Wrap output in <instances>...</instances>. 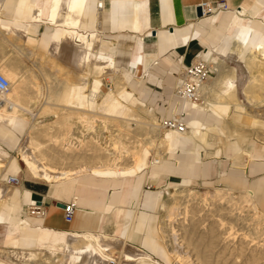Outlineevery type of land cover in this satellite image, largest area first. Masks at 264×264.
<instances>
[{"label": "bare ground", "instance_id": "bare-ground-1", "mask_svg": "<svg viewBox=\"0 0 264 264\" xmlns=\"http://www.w3.org/2000/svg\"><path fill=\"white\" fill-rule=\"evenodd\" d=\"M3 1L0 0V7ZM87 1L64 0L63 4L62 0H55L50 21L62 28L50 47L39 50L25 43L27 28L21 18L32 11L27 6L28 0H21L14 24L5 23L0 16L1 33H22L21 40L25 44L23 54L28 60L33 55L37 57L39 62L35 67L46 83L41 84L36 70L28 64L16 66L11 64L9 56H1L0 72L9 79L10 90L5 96L6 103L0 106V128L10 133L25 134L26 140L19 144L18 151L20 161L33 178L54 182L86 174L102 178L133 177L151 163L160 161L165 153L195 150L200 158L221 157L226 153L227 146L238 154L249 142L264 143V129L261 126L264 122L252 111L244 110L241 100L254 98L256 106L264 110V24L253 18L233 40L226 55H200L195 59L203 58L211 70L217 72L215 77L209 76L203 82L202 96L198 101L180 97L178 89L184 71L178 75L172 96L179 107L186 102L179 110L189 116L188 120L185 118L187 127L183 132L170 130L163 137L161 133L165 128L159 123L156 110L126 88L131 71L119 68L113 58L101 55L97 32L81 30V18ZM258 1L261 7L264 6L263 1ZM61 10L64 13H58ZM39 13L40 10H37L34 18H39ZM237 14L239 25L249 20L245 7H241ZM229 56L243 62L248 75L241 64L232 67L226 65L225 58ZM66 58L79 80H65L61 87L60 76L51 74L45 65L51 61L56 66H62L60 59L66 61ZM104 77H108L110 82L107 90ZM31 87L34 88L33 92L30 91ZM260 90H263V94ZM35 95L38 98H34ZM197 111L207 114L204 122L193 117ZM49 115L54 116L52 121H44ZM245 116L248 117L247 122ZM136 134H142L145 138L136 142L133 136ZM133 142L138 144L134 145ZM78 162L80 165H75ZM16 166L14 158L8 159L0 154V183L4 181L16 185L10 183L9 178L18 175H8L6 179L2 177L5 169ZM238 192L236 196L235 190L227 186L216 187L213 191H200L187 186L167 190L160 206V233L165 240V251L174 259L173 264H264V211L251 191ZM10 193L11 188L0 185V220L1 207ZM38 206L43 212L29 214L43 216L44 207ZM190 217L192 224H188L192 225L193 232L198 225L196 220L203 227L208 225L207 231L202 234L207 244L199 250L194 248L193 254V251L185 254L182 247L187 246L183 244L187 242L185 236L189 231L185 232L187 235L184 233L186 242L182 244L180 239L177 242L178 226L175 227L174 223L189 221ZM207 220L208 224H204ZM236 226L246 229L245 236L240 237V242L238 239V243L231 244ZM179 231L181 234V229ZM109 234H72L62 252L38 249L18 253L16 258L21 264H109L111 258L116 259L117 264H122L118 261V251H115L118 249L110 242L114 237ZM113 248L115 254H112ZM137 252H122V255L126 262L140 260V264H162L149 255H138ZM212 255L216 259L210 262Z\"/></svg>", "mask_w": 264, "mask_h": 264}, {"label": "crops", "instance_id": "crops-1", "mask_svg": "<svg viewBox=\"0 0 264 264\" xmlns=\"http://www.w3.org/2000/svg\"><path fill=\"white\" fill-rule=\"evenodd\" d=\"M63 1L61 3L64 4ZM237 1L239 0H229L233 7L224 9L223 3L219 0H158L156 3L152 0H109L110 6L107 10L106 0H88L80 28L86 32H97L101 55L113 58L119 68L131 71L133 77L131 76L127 85L147 105L151 97L145 83L154 82L162 86L157 73L164 67L168 68L170 81L166 90L168 89L169 92V100L173 101L175 99L172 94L178 79L174 76L175 72H178V75L183 72L186 66L195 61V56L199 52L205 57L224 53L240 35L243 27L251 23L250 18L264 24V6L261 7L258 0L254 2L240 0L239 4ZM260 1L264 2V0ZM20 3L21 0L3 1L0 16L5 23L14 24ZM54 4L55 0L27 2V6L31 7L32 11L23 16L21 21L27 28L25 43L34 50L50 47L55 35L62 28L50 21ZM219 5L222 7L220 8ZM197 6H209L212 10H206L203 16L198 17ZM241 7H245L249 17V20L242 22L243 25L238 23L240 20L237 11ZM37 10H40L39 18H34ZM43 26L46 30L43 34H39ZM171 27L173 30L170 29ZM153 30L157 32L156 36L153 35ZM21 34L18 31L9 34L4 31L3 41L0 42V61L1 56H9L11 64L16 66L23 64L19 62L20 56L15 55V49H19L20 55L26 57L23 54L25 44L22 42ZM4 40L7 44L10 43V48H6V52H3L6 47ZM14 41L19 44H15ZM12 45L15 48H12ZM205 47L208 48L207 51H203ZM153 101H151L152 105L155 104ZM159 110L165 113L164 118L170 116L166 114L168 110L164 108ZM173 111L175 112V109ZM19 135L20 133L17 132L11 136L10 133L1 134L0 138H6L9 144L15 147L18 145L16 140ZM0 154L8 157V153L1 149ZM236 154L232 149H228L221 157L204 159L193 151H181V153L177 151L167 154L161 161L151 163L150 170H147V167L133 177L102 178L86 174L64 181H44L43 183L49 185L48 188L37 182L24 188L7 185L11 188V193L1 207L0 264H21L16 256L24 251L39 249V251L62 252L72 234L85 233H110L109 235L114 237L118 245L122 244V246L134 239L157 255L160 252L157 236L159 212L167 190L178 186L189 187L192 175L198 177L202 173L209 178L213 164H221L223 157L233 160L226 177L228 184L225 186L235 191H251L256 203L264 211V177L252 183L248 180L250 176L264 170V161L260 162L264 159V143L249 142L244 146L243 152ZM242 156L249 158L248 163L241 162ZM239 165L243 167L240 168ZM14 169L16 167L5 169L4 175L18 174L19 171ZM167 173L182 175V182L176 184L164 181ZM145 177L149 178L152 184L153 182L161 184L162 189L143 191L142 183ZM94 188L98 189L97 194L100 193V188L105 190L102 192L103 198L100 200L91 198L96 192ZM108 189H112L113 192L108 193ZM142 192L144 193L141 204ZM71 197L72 201H66ZM54 199L57 200L56 203ZM31 202L43 206L45 214L41 217L29 213L24 215V206L28 203L31 205ZM72 202L77 205L75 218L67 222L59 203ZM140 205L142 210L139 211ZM107 219L110 223L103 224Z\"/></svg>", "mask_w": 264, "mask_h": 264}, {"label": "rangeland", "instance_id": "rangeland-1", "mask_svg": "<svg viewBox=\"0 0 264 264\" xmlns=\"http://www.w3.org/2000/svg\"><path fill=\"white\" fill-rule=\"evenodd\" d=\"M219 1H221V3H223V2H227L228 3V5H229V8L230 7H233V6H231V4L229 3V0H219ZM152 2L153 3H156V2H158V0H152ZM237 3L239 4L240 3V0L239 1H237ZM109 6H110V2H109V0H106V9L107 10H109ZM238 6V5H237ZM196 20V19H195ZM251 21H252V19H250ZM218 25H220V24H218ZM219 27V26H218ZM45 30H46V27L45 26H43V27H41L40 28V31H39V34H43L44 32H45ZM10 37V36H9ZM1 41H3V38H2V34H0V42ZM4 42H5V40H4ZM14 43L15 44H19V42L17 43V41H14ZM232 45V44H231ZM231 45L228 47V49L231 47ZM5 48H4V50H3V52H6L7 51V49L6 48H10V43H8L7 44V42H5ZM54 47V46H53ZM12 48H15L13 45H12ZM226 50L224 53H222L223 55L225 54H227L228 53V51L229 50ZM208 50V48H204V50L203 51H207ZM8 52H9V50H8ZM15 55H19L20 57H19V62H20V64H22V63H26V64H28L32 69L34 68L35 70H36V72H37V74L39 75V77H40V82H41V84L42 85H45L46 83H45V81H43V79H41L42 78V76H41V74H40V72L39 71H37L38 69L35 67V64L37 63V62H39L38 61V59H37V57H35L34 55L30 58V60H28L26 57H24V56H22V55H20V53H19V49H15ZM37 59V60H36ZM66 61H63L62 59H60V62L62 63V66H56V65H54V63H52L51 61H49V62H46V65H45V68H47V70L51 73V74H57L58 76H60V78H61V87H63V82H74V81H77V80H79V78H77V75L75 74L76 72H75V69H74V67L71 65V63L69 62V60L66 58L65 59ZM225 60H226V65H228V66H230V67H232V66H236L237 64H241L243 67H242V69L244 70V72L246 71V68L244 67V64H243V62H241V61H239L238 60V58H236L235 56L234 57H232V56H229V57H226L225 58ZM68 61V62H67ZM241 62V63H240ZM69 63V64H68ZM169 70H168V68H166V67H164L163 68V70H160L157 74V78H158V80H160L161 82H162V86H159L157 83H154V82H146L145 83V86H147V90L149 91V93H150V99H149V102H148V105H150V106H153L154 108H155V110H156V114H157V116H158V118H159V123L161 124V126H162V123H163V119H164V115H165V113H163V112H161L160 110H159V108H164L165 110H168L167 112L168 113H166V114H168V115H170V116H174V115H177V114H180V113H182V112H180V108L182 109L183 107H184V105H186V102H184L180 107H179V105H178V103L177 102H175L176 100H169V92H168V89L166 90V88H168V86H169V81H170V75H169V72H168ZM175 75L174 76H177L178 77V72H175L174 73ZM246 74L248 75V73H247V71H246ZM211 77H215L216 75H217V72L216 71H213V70H211ZM63 78V79H62ZM67 78V79H66ZM66 80V81H65ZM103 82H104V84H106L105 85V90H107L108 89V85L110 84V82H109V78L107 77H104L103 78ZM126 88H129V89H131L130 88V86L129 85H126ZM30 89H32V90H30ZM29 90L30 91H34V88L33 87H31ZM263 90H260V92L263 94V92H262ZM103 94V92H101V95ZM38 98L36 95L34 96V98ZM29 98V97H28ZM33 98V97H32ZM242 98H244V97H242ZM152 100H154L153 102H155V104L154 105H152V103H151V101ZM242 101H243V104H244V106H245V108H244V110H246V108H247V110H250V111H252L253 112V114H255V115H257V117L261 120L262 119V121L264 122V110H261V109H263V108H259L258 106H256V104H255V101H254V98L253 99H251V100H248L247 98H244V99H241ZM252 100H253V103H252ZM171 101V102H170ZM187 103H190V102H187ZM248 106H250V107H248ZM253 108V109H252ZM175 109V112L173 111ZM184 113L186 114V112L184 111ZM262 113H263V115H262ZM206 115L207 114H203V113H199L198 111L197 112H195V114L193 115V117H196V118H198V119H200L202 122H204L205 120H206ZM50 117H46L45 119H44V121H46V122H49V121H52V119H53V115H49ZM170 116H167V117H170ZM166 118V117H165ZM185 118H186V120H188V118H189V116L187 117V114L185 115ZM244 119H245V121L247 122L248 121V117L247 116H245L244 117ZM250 120V119H249ZM135 126V125H134ZM261 126H263V129H264V125H261ZM164 129V128H163ZM162 129V130H163ZM168 131H170V129H164L163 130V132L161 133V135L164 137V133H166V132H168ZM8 133H10L9 131H5V130H3L2 128H0V135L1 134H7L8 135ZM11 135H13V133L11 132L10 133V136ZM138 134H136V135H133L134 136V140L136 141V142H138V141H140V140H142V139H140V138H145V136L144 135H142V134H139L138 136H137ZM137 138V139H136ZM24 140H26V137H25V134L23 133V134H20L19 136H18V138H17V140H16V143H17V141H18V145H15V147H13V146H11L10 144H9V142H8V140L5 138V139H1L0 138V149L1 150H3V151H6L7 153H8V157L7 158H12V157H14V159L17 161V168L16 169H14V170H16V171H19V173L18 174H16V175H18L19 176V178H20V184H18L16 187H18V188H24V187H29V186H31V185H33V184H35L36 182L37 183H39V184H41V185H43L45 188H48L49 187V185L45 182V183H43L44 181L43 180H40V179H35V178H33L32 176H31V174L28 172V170H27V168H26V166H25V164L22 162V161H20V156H19V151H18V146H19V144L22 142V141H24ZM132 141H133V139H132ZM134 143V145L136 144H138V143ZM132 145V144H131ZM226 149L228 150V149H230V147L229 146H227L226 147ZM132 150H135V149H132ZM190 151H193V152H195L197 155H198V153H197V151H195V150H190ZM179 153H181V151H179ZM167 154H169V153H165L164 155H163V157L160 159V161L161 160H163V158L165 157V156H167ZM203 158L204 159H207V158H211V157H205V156H203ZM151 159H152V157H151ZM223 162L221 163V164H219V163H214L213 164V167H212V170H211V174H210V176H209V178H206L205 176H204V174H202V173H200V175L197 177H195V176H193L191 173H189V174H191L192 175V177H190V180H191V182H190V186H189V188H192V189H196V190H200V191H207V190H210V191H213L214 190V188H216V187H225V185H227L228 184V182H227V180H226V177H227V173H229L230 172V169H231V165H232V163H233V160H228L227 159V157H223ZM241 160V162H245L246 163V161L247 160H249V158L247 157V156H242V158L240 159ZM262 161H264V159H261L260 160V162H262ZM80 162H78V163H76L75 165H80L79 164ZM154 163V162H153ZM247 163H248V161H247ZM249 164H251V162L249 163ZM74 165V166H75ZM153 166V165H152ZM239 167L241 168V167H243V166H240L239 165ZM147 170H150V167H148V169ZM191 171V170H190ZM225 173V174H224ZM6 175H4V173H3V179H6V177H5ZM261 177H264V170H261V171H259L256 175H254V176H250L249 178H248V180L252 183V182H254V181H256L257 179H259V178H261ZM182 175H174V174H168L167 173V175H165V178H164V181L165 180H167L168 182H173V183H181L182 182ZM1 184H3V185H5V186H7V185H9V184H6L4 181H3V183H0V185ZM161 186V184H152L151 183V180L149 179V178H147V177H145V179L143 180V183H142V190L143 191H147V190H152V191H157V190H161L162 189V187H160ZM178 187H183V186H178ZM177 187V188H178ZM188 187V186H187ZM95 190H96V192H94V194L93 195H91V198H94L95 200H100L101 198H103V190L104 189H102V188H100V193H98L97 194V190L98 189H96V188H94ZM105 191V190H104ZM113 192V190L112 189H108V193H112ZM143 193L144 192H142L141 193V200H140V203L142 204V197H143ZM235 195L236 196H238L239 195V192L238 191H235ZM56 199H54V203H56ZM66 201H72V197L71 198H69V199H67ZM29 207H30V204L28 203V204H26L25 206H24V215H26V214H28L29 212H30V210H29ZM138 208H139V211L140 210H142V206L140 205V206H138ZM31 214V213H30ZM161 215V211L159 212V216ZM195 218H198V216H196ZM191 217H190V219H189V221H186V222H180V221H177V222H175L174 223V225H175V227L176 226H178L179 227V229H178V227L176 228L177 229V234H176V237L175 238H178L177 239V242H178V240L180 239V241H181V243L183 244V242H186V240H185V237H186V239H187V242H189V243H184L183 244V246H186V244H187V248L185 247H182V250H184L183 252L186 254V253H189V252H191V251H193L194 250V248L196 249V250H199V249H201V247L202 248H204V245H206L207 244V241L205 240H203L202 239V234H203V232H206L207 230H206V227H208V225H205L204 227L202 226V224L198 221V220H196V222L198 223V225L196 226V228L194 229V232H193V227H192V225L190 226V224H192L191 223ZM208 221L209 220H207V221H205L204 222V224H208ZM110 223V221L109 220H104L103 221V224H109ZM179 223H181V224H179ZM188 223H190V224H188ZM159 225L160 226H158L159 228V230L157 231L158 232V240H159V242H158V244H159V248H160V252H158V254L156 255L155 253H153L149 248H147L146 246H144L143 244H141L140 242H138V241H136V240H134V239H132V240H129L124 246H122V244L120 245H118V243L115 241V239L113 238V239H111L112 241H110V242H112L111 244H113V246L115 247V249L117 248L118 250H115V251H118V254H117V256H118V261L119 262H122L123 264H125L126 263V261L124 260V258H123V256H122V252L123 251H126V252H134L135 250H138L139 252H137L136 254H138V253H141V254H144V255H149V256H151L154 260H156L157 262H160V263H162V264H173L174 263V259H173V257H171L168 253H167V251H165V240H164V238L162 237V234L160 233V229H161V226H162V221H161V217H160V222H159ZM183 225V226H182ZM188 226H190L189 228H188ZM184 227H186V228H188V229H186V228H184ZM192 227V228H191ZM201 228V229H200ZM204 230H203V229ZM181 229V234L183 235V237H180V236H182L181 234H179L180 233V230ZM185 231H184V230ZM196 229H200L199 230V233H197L198 232V230L196 231ZM203 230V231H202ZM239 230V231H238ZM179 231V232H178ZM188 231H189V234L187 235L186 233H188ZM246 231V229H242L240 226H236L234 229H233V232H234V239H233V241L231 242V244H234V243H238L237 242V240L240 242V240L245 236L244 235V232ZM186 232V233H185ZM191 232V233H190ZM196 232V233H195ZM201 232V233H200ZM243 232V233H242ZM184 233H185V235H187V236H185L184 235ZM145 234V233H144ZM178 234H179V237H177L178 236ZM191 234V235H190ZM197 235V236H196ZM243 235V236H242ZM185 236V237H184ZM199 236V237H198ZM240 237H241V239H240ZM183 238V239H182ZM192 239V240H191ZM115 242H114V241ZM183 240V241H182ZM189 240V241H188ZM192 241V242H191ZM114 243L116 244V246L114 245ZM191 243H195L194 245H191ZM192 249V250H191ZM189 250V251H188ZM115 251H114V248L112 249V254H115ZM188 251V252H187ZM119 252H121V253H119ZM146 253V254H145ZM194 253V251L193 252H191V254H193ZM139 255V254H138ZM216 259V256H214L213 257V255H212V257L210 258V262H213L214 260ZM140 260H137V261H135L134 263L135 264H140Z\"/></svg>", "mask_w": 264, "mask_h": 264}, {"label": "built area", "instance_id": "built-area-1", "mask_svg": "<svg viewBox=\"0 0 264 264\" xmlns=\"http://www.w3.org/2000/svg\"><path fill=\"white\" fill-rule=\"evenodd\" d=\"M203 15L206 13V10L210 9L209 6H202ZM223 8L228 9L229 5L227 2H223ZM199 52L195 57L200 56ZM211 74V68L207 61L203 58L198 59L197 61H192L190 65L186 66L182 75V80L178 93L182 99L189 101H198L202 96V84L208 79ZM10 90V81L9 79L0 72V106H3L6 103V94ZM185 113L166 117L163 119V127L165 129L177 130L183 132L186 130L187 124L185 120ZM9 182L12 184H20V178L17 176H10ZM33 205H30L29 210L32 214H39L43 212L41 207L36 205L35 202H31ZM77 205L72 203H65L64 207V217L66 221L71 222L75 218ZM109 264H117V260L111 258Z\"/></svg>", "mask_w": 264, "mask_h": 264}, {"label": "water", "instance_id": "water-1", "mask_svg": "<svg viewBox=\"0 0 264 264\" xmlns=\"http://www.w3.org/2000/svg\"><path fill=\"white\" fill-rule=\"evenodd\" d=\"M197 16L201 17L203 16V8L202 6H197ZM171 30H173V27L170 28ZM153 35H157V32L155 30H153ZM39 204H41V202H39ZM60 206H62L63 208L65 207V204L63 203H59Z\"/></svg>", "mask_w": 264, "mask_h": 264}]
</instances>
